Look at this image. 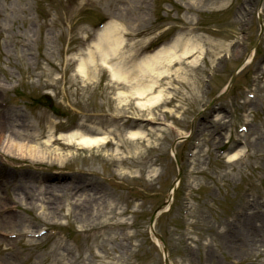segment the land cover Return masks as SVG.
I'll use <instances>...</instances> for the list:
<instances>
[{
  "label": "rangeland",
  "instance_id": "rangeland-1",
  "mask_svg": "<svg viewBox=\"0 0 264 264\" xmlns=\"http://www.w3.org/2000/svg\"><path fill=\"white\" fill-rule=\"evenodd\" d=\"M258 8L259 0H0L5 134L42 131L40 142L52 139L46 157H62L32 162L0 147V264H165L149 219L178 173L170 147L190 131L175 144L180 180L154 223L167 264H264V0L256 52L200 112L252 48ZM102 19L136 58L177 38L198 46L159 76L158 103L140 109L117 97L121 87L98 60L79 75ZM112 115L145 137L128 138ZM73 130L108 141L80 149L61 139Z\"/></svg>",
  "mask_w": 264,
  "mask_h": 264
},
{
  "label": "bare ground",
  "instance_id": "bare-ground-1",
  "mask_svg": "<svg viewBox=\"0 0 264 264\" xmlns=\"http://www.w3.org/2000/svg\"><path fill=\"white\" fill-rule=\"evenodd\" d=\"M123 41L124 37L119 33L116 26L112 24L105 25L97 33L91 45L83 52V55L78 57L77 72L82 78H88L91 71L96 69V61L98 60L100 65L109 71L110 79L114 83L121 85L122 89L116 92V96L119 98L133 97L139 99L136 104L141 109L149 108L162 99L160 91L155 95H151V92L155 89L159 76L167 71L168 66L198 48L195 43L183 42L177 38L173 43L162 47L153 54L136 58L135 53L128 54L123 50ZM0 120L2 121L1 124H3H0V147L8 155L26 157L32 162L51 161L52 156L53 161L58 162L61 160L62 157L57 153L48 156V158L46 157V152L49 151V142L52 141L49 138V134H47L48 136L44 142H40L44 136L42 131L29 135L24 132L25 129H22V131H11L6 135L4 123L7 124L6 120L12 121V118H9L8 113H5L0 117ZM13 128L16 127L14 126ZM129 137L133 139L141 138L144 137V133L140 130L133 131L129 133ZM33 139L38 142H34ZM61 139L85 149L99 147L107 142V138L104 136H88L81 131L61 134ZM47 182L48 178L46 179ZM48 189L54 191V186L49 185Z\"/></svg>",
  "mask_w": 264,
  "mask_h": 264
}]
</instances>
